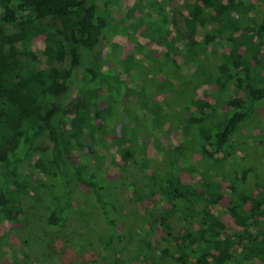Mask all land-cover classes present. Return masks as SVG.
Instances as JSON below:
<instances>
[{
  "label": "trees",
  "instance_id": "trees-1",
  "mask_svg": "<svg viewBox=\"0 0 264 264\" xmlns=\"http://www.w3.org/2000/svg\"><path fill=\"white\" fill-rule=\"evenodd\" d=\"M117 1L0 0V224L12 229V224L27 223L16 246L25 253L39 242L35 233L25 234L28 221L22 218L38 206L46 209L45 226L52 234L101 217V252L111 264H118L120 247L132 240H141L144 258L139 262L144 264L157 235L167 242L163 259L169 264H264V180L250 184L252 169L237 168L234 142L242 127L258 121L264 99V17L257 23L250 16V0H183L190 35L177 50L179 56L150 55L152 68L164 80L136 83L122 80L121 73H129L132 65L117 45L101 60L95 57ZM163 11L151 22L157 25L156 35L147 23L145 36L165 40L172 21ZM249 21L254 34L236 36L251 29ZM143 24L140 20L138 27ZM199 26L206 30L202 41L194 38ZM41 35L43 47L37 49ZM221 46L230 47L228 55L218 54ZM203 59L210 63L208 71L201 68ZM203 80L219 84L205 93L214 104L200 99L197 87ZM161 90L176 102L173 118H168V100L156 99ZM216 108L219 114L213 113ZM169 121L182 139L179 148L159 143L169 132ZM150 140L156 142V155L148 153ZM114 154L123 161L121 169L130 165L143 176L145 194L136 193L138 203L148 201L145 225L139 227L143 238L120 224L118 179L106 175V162ZM36 155L39 179L34 183L23 170ZM225 191L229 205L216 211ZM73 194L87 201L91 221L87 210L71 202ZM226 215L237 224L236 232L227 230ZM46 238L38 246L42 254L49 253L51 239ZM60 253L59 260H75L68 248ZM13 260L23 263L20 257Z\"/></svg>",
  "mask_w": 264,
  "mask_h": 264
},
{
  "label": "rangeland",
  "instance_id": "rangeland-1",
  "mask_svg": "<svg viewBox=\"0 0 264 264\" xmlns=\"http://www.w3.org/2000/svg\"><path fill=\"white\" fill-rule=\"evenodd\" d=\"M249 3L250 16L255 17L258 20L257 23H261L264 17V0H250ZM163 10L166 11V15H169L168 17L172 22H169L167 27L165 40H153L144 35L145 29L147 28L146 24L162 18L164 15ZM189 15V10L185 7L183 0H175L172 2V4H167L164 2V0H118L117 3L112 7V11L109 13V31H107L103 37L102 42L96 51L95 57L96 59L101 60L110 50L111 45L115 44L120 50L121 56H123V58L129 57L131 59V71L129 73H121V78L123 81L132 80L136 83L143 81L146 84L159 81L161 83V81L164 79L159 75V73H157V70L153 69L155 68V64L152 61V57H158L162 53L166 52H168L171 57L179 56L177 50L183 47L188 36L190 35V31L185 25V20L187 17L189 18ZM232 15L235 19H239L238 14L233 13ZM140 20L145 24L138 27ZM247 24L251 28L249 31L242 30L238 33H235V35H253L254 26L250 21ZM115 25H117L118 29L114 27ZM156 26L157 25L155 23H151L150 25L152 28L150 31L153 33V36L156 35V32H153L155 29H157ZM212 27L213 26L209 25V28L212 29ZM116 30L118 31L115 33ZM122 32H125V34ZM126 33L129 35H135L138 38L137 41H131ZM205 33V28L199 26L196 34L194 35L195 40L202 41L205 37ZM179 34H181L182 40L179 39ZM230 37H233V35ZM43 43L44 36L41 35L35 40V47L40 49L43 47ZM140 44L143 46V50L139 49L138 45ZM218 48L219 49L217 52L220 55L226 56L230 52L229 46H221ZM243 53L244 48H241L240 54L242 55ZM150 55H152V57ZM220 61L224 62V59H220ZM200 64L202 69L208 71L207 65L210 64L208 61L203 59L202 63ZM150 79H155V81H149ZM218 86V83L212 82L211 80H203L197 87V92L199 93L200 99H205L214 104V98L210 96L208 97L205 95V93L209 92L210 88L214 89L218 88ZM239 94L243 95L242 91L239 92ZM156 97L158 100H163L166 102L168 100L166 110L168 113L173 111L174 106H176V102L172 99V97L169 96V94H167V92L161 90ZM219 110L220 108H216L213 113L216 111V114H219ZM258 114L259 119L256 122L258 117H255ZM258 114L251 120L256 123L253 125L248 124L242 127V129L239 130L234 138V142L237 147V150L235 151L237 155L235 157V164H238V169H243L246 167L252 169V172L249 175V179L252 180H249L250 184H254L253 181L256 180L259 181L258 178H260L262 181L264 180V144L262 141L264 136V99L259 102ZM168 118H173L171 113L169 114ZM165 130H169L170 133L167 132V134H164V137H159V143L165 148H179L182 144V139L180 134L171 131L170 121L165 123ZM156 131L158 133L157 127ZM160 134L162 135V132H160ZM155 147L156 142L154 140H150L148 144V153L150 156L156 155L157 151ZM37 159L38 155L33 156V158L28 161L26 167L23 170V173L28 175L30 180L34 183H36L39 179V172H37V170L35 171L33 166L35 160ZM106 166L107 177L111 179V181L118 179L115 181L117 182L118 191L115 203L118 205V218L121 219V226H125L131 232L133 231L134 235L137 234V236L135 235L136 239L140 237L143 238L145 232L141 231L139 227L142 224L145 225L148 201L144 203H138L136 200V193L139 194V196L145 194L142 184H140L141 178H143L142 174L137 172L130 165L121 169L124 164L120 157L116 154L108 158ZM186 177H188L187 173H185V178ZM251 177L253 179H251ZM250 188L252 191L258 190V188L251 186ZM224 189H226V184L224 185ZM79 195L81 194H73V200L71 202L75 206L77 205V207H83V209L87 210L86 219L91 221L93 218L89 212V210L91 211L90 206L88 205L87 201L83 200V198L79 197ZM230 198V194L225 191V198L221 201L216 211H226V208L230 202ZM126 212L130 213L128 214ZM28 215L29 218L27 217L25 220L22 218V221H28V227L27 230H25V234L28 233L29 235V233L32 232L34 235L35 233L39 245L35 244L34 248L28 250L27 253L23 251L21 252L16 246L20 244L21 239L24 237H22V233L25 228L24 226L27 223L24 225H20L19 223L12 224V229H9V224L7 223L0 224V264H12L14 263V257L15 259L20 257V259L23 261L22 264H53L52 261H54L56 264H106L107 262V264H111L109 260L104 258V255L106 256V254L103 251V253L101 252L99 239L100 235L103 234V224L101 217H99L101 221L98 219V222L96 221V223L94 221L85 222L84 220H81L75 225H70L68 227V230L70 231L66 230L63 233L52 234L53 232L45 226V218L47 215L46 209L37 206V208L35 207V209L30 210V212L28 211ZM224 219L227 224V230L230 233H234L238 230V226L232 216L226 215ZM172 225L174 227L175 234H178L180 230V224L176 219H174L172 221ZM46 235L50 237L51 244L50 248L48 247L49 253L42 254L43 249L39 247H41V243H43L45 240ZM80 237L86 239L82 244L78 241ZM65 238L70 240V245L66 244L64 241ZM140 241L132 240L131 242H127L125 245L120 247L121 252L118 253V264H141L139 261H141L144 257L142 250L143 248L141 247ZM167 246L166 240L161 235H157L156 238L153 239L152 248L147 249L149 252V258L144 264H169V260L165 261L163 259L165 257L163 250L166 249ZM67 248L68 250L72 251V257H75V260L72 262H69L70 259H66V261L63 260L62 256L60 260L58 258L61 254L60 250L64 252ZM117 248L119 249V247ZM25 254L27 255L26 257H24ZM70 257L71 256L68 255V258ZM38 261L42 263H39Z\"/></svg>",
  "mask_w": 264,
  "mask_h": 264
}]
</instances>
